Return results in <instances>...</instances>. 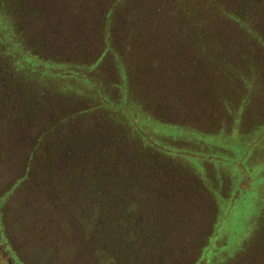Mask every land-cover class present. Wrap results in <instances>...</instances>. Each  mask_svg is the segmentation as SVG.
<instances>
[{
  "label": "rangeland",
  "instance_id": "obj_1",
  "mask_svg": "<svg viewBox=\"0 0 264 264\" xmlns=\"http://www.w3.org/2000/svg\"><path fill=\"white\" fill-rule=\"evenodd\" d=\"M39 1L0 8V264H194L211 222L264 217V56L223 71L181 55L172 20L125 27L117 7L107 29L114 0ZM243 241L223 230L208 264H264Z\"/></svg>",
  "mask_w": 264,
  "mask_h": 264
},
{
  "label": "trees",
  "instance_id": "obj_2",
  "mask_svg": "<svg viewBox=\"0 0 264 264\" xmlns=\"http://www.w3.org/2000/svg\"><path fill=\"white\" fill-rule=\"evenodd\" d=\"M33 3L39 4L40 1L0 0V8L7 9L9 13H12L11 9H15L16 7L23 6L30 8V6H39L33 5ZM231 5H237L238 10L235 9L231 11ZM263 6L264 0H114L105 10V14L102 15L100 25L103 28L109 26V20H111L112 14L114 13L113 10L115 8L117 9V7L119 9L118 11L122 13L121 18L125 27H135V24H139L137 21L146 23L148 27H150L149 25L153 23L161 25L166 22V20H172L174 23L172 31L179 40V44L183 43L181 49H178L177 46L181 55L194 56L200 60L202 59V61H231V63H223L220 65L219 68L223 71L230 72L237 68L239 71L254 72V66L251 62L254 61L256 56H264V35L260 34L259 28L255 29V27L252 26V21H248L247 17L252 19V17L256 16L258 13L257 10L262 9ZM166 13L168 16H166ZM7 16L8 14H5L3 19ZM0 19H2V17ZM119 19L120 17L118 15V20ZM7 22L9 23V20H7ZM232 26L237 27V31H240V29L243 30L238 33V36L240 38L245 37L247 40L243 39L242 43H235L238 39L233 40L232 31L234 29H232ZM0 39L2 42L6 41L1 37V34ZM108 44V41L105 40L104 49L105 47H110ZM159 52H164V54H166L165 50H159ZM158 55H160V53ZM6 56L13 61L16 69H18L21 64H26L29 65L30 68H35L38 63H43L41 66L45 69L50 66L52 67L48 61L42 62V60L36 56L32 57V60L22 59L21 55ZM113 57L117 73L120 78L124 80L126 77V67L123 62V56L113 55ZM238 58H242L243 61H245L244 64L248 65L240 67L241 64L237 62L239 61ZM23 61L26 63H22ZM261 179H264V176H261ZM255 198L256 197L252 195L251 201H254ZM244 199L246 198L244 197ZM131 209L133 210V208ZM132 214L134 213L130 215ZM158 218L159 217H128L127 220L120 221L123 227L121 231H124V226L126 224L125 230L135 229V227L131 226L132 223L143 225V227H136L140 230L159 231L162 225ZM210 228L213 230L212 233L208 236L205 235V238L207 236L208 240L207 245L201 247V250L197 252V259L194 264H208L212 261V256L214 255L213 250L216 246L218 247L217 242L219 236L222 235L225 229L231 232V238L235 239V242L236 239H242L244 240L243 243L246 242V245L247 243H254L259 239L261 243V239L264 238V217L218 218L217 221L214 220L211 222ZM231 245L237 248L236 245L229 242L228 244L220 246V249L227 247H229L227 249H232ZM244 253L247 255L249 250Z\"/></svg>",
  "mask_w": 264,
  "mask_h": 264
},
{
  "label": "flooded vegetation",
  "instance_id": "obj_3",
  "mask_svg": "<svg viewBox=\"0 0 264 264\" xmlns=\"http://www.w3.org/2000/svg\"><path fill=\"white\" fill-rule=\"evenodd\" d=\"M13 261V260H12ZM11 260L8 262V264H15V262H12Z\"/></svg>",
  "mask_w": 264,
  "mask_h": 264
}]
</instances>
